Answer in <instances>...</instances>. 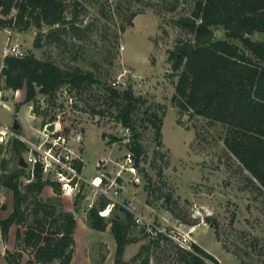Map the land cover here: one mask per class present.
I'll use <instances>...</instances> for the list:
<instances>
[{
    "label": "rangeland",
    "instance_id": "obj_1",
    "mask_svg": "<svg viewBox=\"0 0 264 264\" xmlns=\"http://www.w3.org/2000/svg\"><path fill=\"white\" fill-rule=\"evenodd\" d=\"M65 2L69 3L67 14L74 12L73 5L77 3L78 22L90 26L87 35L74 37L63 33L61 40L52 39L48 36L50 28L44 26L43 45L36 48L33 45L36 28L24 32L0 29V64L7 44L17 42L24 55L32 52L37 57H51L65 68L78 65L91 70L94 81L72 92L63 85L52 97L38 93L35 102L28 104L22 102L24 90L17 95L10 89L3 90L0 79L4 92L0 124L13 126L17 121L30 130L27 134L21 129L20 134L35 141L44 127L43 121L53 120L59 112L63 125L71 130L74 149L83 158V175L87 178L95 175L99 170L98 159L103 156L112 160L104 168L109 179H113L121 169L124 152L130 149L123 140L125 126L117 117L121 101L117 99L114 103L107 98L109 81L121 76L125 84L120 83L117 89L124 90L130 85L134 94L144 100L137 104L132 115L134 129L140 132L142 152L137 167L133 157L136 172L132 174L124 168L117 178L121 185L118 200L168 234L189 236L191 243L199 244L217 259V263L211 264H264V188L226 150L224 128L219 123L198 115H180L171 102L177 77L172 75L167 62L168 50L179 40L191 37L175 19L189 15L194 0ZM215 34L223 37V29L216 27ZM252 38L264 40V32H256ZM20 102L16 109L15 103ZM160 120L162 135L158 143L152 122ZM16 161L11 141L0 144V175L4 172L2 164L12 169ZM26 172L24 177L28 175ZM4 191L9 192L1 185L0 218L9 211V206L7 210L1 207ZM80 191L83 197L75 213L72 264H114L116 242L111 223L106 229L97 230L86 220L87 204L97 199L96 190L82 185ZM52 194L53 190L43 191L42 196ZM73 197L64 198L69 210H74ZM5 204L8 205V200ZM12 204L9 200V205ZM115 212L120 217V210L115 208L107 213V219ZM16 227L12 226L13 232ZM20 229L23 232L24 227ZM129 237L132 241L125 247L123 260L126 264H140V258L134 262L132 257L141 245L155 237L137 223H132ZM167 237L148 248L149 264H186L178 253V242ZM4 246L0 232V264H4ZM7 247L14 249L11 243ZM27 257L24 252L23 263Z\"/></svg>",
    "mask_w": 264,
    "mask_h": 264
},
{
    "label": "trees",
    "instance_id": "obj_2",
    "mask_svg": "<svg viewBox=\"0 0 264 264\" xmlns=\"http://www.w3.org/2000/svg\"><path fill=\"white\" fill-rule=\"evenodd\" d=\"M68 6L65 0H0V29L24 32L36 28L33 40L36 48L43 45L44 26L50 28L48 36L52 39L61 40L63 33L74 37L87 35L90 26L78 22L77 3L70 14H67ZM175 23L191 37L179 40L168 50L167 62L172 75L177 77L172 104L180 115H198L219 123L224 128L226 150L264 188V40L252 38L256 32H264V0H194L191 13L179 16ZM216 27L223 29V37L216 36ZM0 75L3 88L13 92L24 90L22 102L28 104L35 102L38 93L52 97L63 85L72 92L73 89H84L94 81L91 70L78 65L65 68L51 57H37L32 52L23 56L5 55ZM108 87L107 98L114 103L117 99L121 101L117 117L133 135L129 146L137 167L142 146L132 115L144 97L136 96L130 85L124 90L109 84ZM22 102L15 103V108L18 109ZM152 125L158 143H161V120L153 121ZM20 128H15L19 134ZM11 145L17 157L16 164L12 169H6L2 164L4 172L0 175V184L10 189L13 197L10 213L0 218L4 241L8 239L10 228L17 227L14 249L5 250V260L8 264H72L77 225L75 213L83 197L81 191L73 197L74 210H69L64 199L67 196L63 195L60 184L44 179L40 165L35 166L34 178L23 183L27 168L19 165L18 159L26 144L15 137ZM46 187H50L53 194L43 198ZM146 189L148 191L147 186ZM108 202L102 196L95 200L87 209V224L104 230L111 223L116 242L114 264H126L123 254L126 245L132 241L129 232L135 223L133 213L116 204L113 209L118 208L122 216L118 217L115 212L107 219L99 211L105 209ZM161 238L168 239L167 235L159 233L141 245L132 260L136 262L140 258V264H149L150 256L146 251L152 245H158ZM191 246L192 250L178 247L186 264L217 263V259L199 244L193 242ZM24 252L28 257L23 263Z\"/></svg>",
    "mask_w": 264,
    "mask_h": 264
},
{
    "label": "built area",
    "instance_id": "obj_3",
    "mask_svg": "<svg viewBox=\"0 0 264 264\" xmlns=\"http://www.w3.org/2000/svg\"><path fill=\"white\" fill-rule=\"evenodd\" d=\"M5 55L23 56L24 52L17 42H12L8 43L5 47L3 56ZM120 77L121 76H118L110 80L108 84L116 88L120 83L125 84V82L121 81ZM0 79L2 80L1 75ZM2 99V92L0 89V103ZM30 108L33 109L31 104ZM50 124H53L54 127L48 130L47 128ZM124 131V143L129 145L132 140L131 131L128 127H124ZM15 137L20 138L26 144V148L21 154L24 156V160L27 163L26 168L28 170V175L23 178L24 183L34 178L35 166L40 165L43 178L58 182L63 195L67 197L72 198L80 191L82 185H90L96 190L97 198L99 196L107 198L109 202L105 209L99 211L100 215L107 216V214H104V211L107 208H109V211L112 210L116 204H120L127 208L124 203L118 200L121 185L117 182V178L121 175V171L124 168L132 174L136 172L135 166L133 165V153L131 149L128 148L124 152L123 162L120 163L121 169L117 172L115 178L109 179L107 176L104 166L112 160L111 158L103 156L98 159V172L91 178H87L82 173L84 165L83 158L74 149L71 130H69L68 126L63 125V116L61 113H55L53 120H48L44 124L43 129L40 130L37 140L35 141L24 138L21 134L16 132L13 126L0 124V144L11 141ZM117 163L119 164V162ZM106 179H109V182L105 181ZM94 203V200L89 202L87 204V209L91 208ZM127 209L130 210L129 208ZM130 211L133 213L134 222L138 225H142L148 235L156 237L159 233H163L175 239L181 247L191 249L192 243L190 242L189 236H172L146 216L134 210ZM117 216L119 217V215Z\"/></svg>",
    "mask_w": 264,
    "mask_h": 264
},
{
    "label": "crops",
    "instance_id": "obj_4",
    "mask_svg": "<svg viewBox=\"0 0 264 264\" xmlns=\"http://www.w3.org/2000/svg\"><path fill=\"white\" fill-rule=\"evenodd\" d=\"M7 31H9V30L7 29ZM0 66H1V64H0ZM3 90H4V88H3ZM3 90H1V92H2L3 99H4V92H3ZM10 90H11V89H10ZM20 91H21V90H17V91H15L16 95L19 94ZM22 91H23V90H22ZM23 93H24V92H23ZM23 97H24V95H23ZM29 107H30V105H29ZM31 115H32V114H31ZM32 116H33V115H32ZM18 124H19V126L21 127L20 130L22 129V132H24V131H25V133L30 132V130H29L27 127H25L24 125H22V124L19 123V122H18ZM27 134H28V133H27ZM32 134H37V132H32ZM32 134H31V135H32ZM4 189H6L7 191H9V192L4 191V199H5V200H8V205L5 204V200H4V205H1V207L6 206V210H7V209H8V206H9V211H8V213H7V215H8V214L10 213L11 209H12V205H9V200H12L13 197H12V191H11L10 189H8V188H6V187H4ZM44 191H46V192L51 191V192H52V189H51L50 187H49V189L46 187ZM7 215H6V216H7ZM6 216H5V217H6ZM14 233H15V230H14V232H13L12 227H11V228H10V231H9L8 239H7V241H4V245H6V246H4V253H5L6 248H9V247H7L8 244L11 243V244L13 245V243H14ZM26 259H27V258H26ZM4 264H8V262L5 260V258H4Z\"/></svg>",
    "mask_w": 264,
    "mask_h": 264
},
{
    "label": "water",
    "instance_id": "obj_5",
    "mask_svg": "<svg viewBox=\"0 0 264 264\" xmlns=\"http://www.w3.org/2000/svg\"><path fill=\"white\" fill-rule=\"evenodd\" d=\"M18 126H19L18 122L15 121L14 124H13V127L17 128ZM53 127H54L53 124H50L47 129L51 130V129H53ZM18 164L21 165V166H24V167L27 166V163L25 162L23 155L19 156Z\"/></svg>",
    "mask_w": 264,
    "mask_h": 264
},
{
    "label": "bare ground",
    "instance_id": "obj_6",
    "mask_svg": "<svg viewBox=\"0 0 264 264\" xmlns=\"http://www.w3.org/2000/svg\"><path fill=\"white\" fill-rule=\"evenodd\" d=\"M109 212V208H107L105 211H104V214H107Z\"/></svg>",
    "mask_w": 264,
    "mask_h": 264
}]
</instances>
